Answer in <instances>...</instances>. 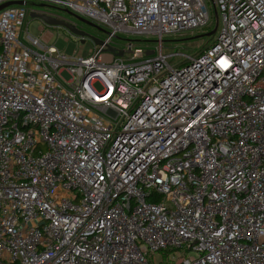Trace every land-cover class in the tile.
I'll return each instance as SVG.
<instances>
[{"label":"built area","instance_id":"2783aa9c","mask_svg":"<svg viewBox=\"0 0 264 264\" xmlns=\"http://www.w3.org/2000/svg\"><path fill=\"white\" fill-rule=\"evenodd\" d=\"M41 1L108 31L69 56L0 10V264H264V0H210L176 66L206 0ZM119 32L156 46L125 62Z\"/></svg>","mask_w":264,"mask_h":264},{"label":"rangeland","instance_id":"374dc122","mask_svg":"<svg viewBox=\"0 0 264 264\" xmlns=\"http://www.w3.org/2000/svg\"><path fill=\"white\" fill-rule=\"evenodd\" d=\"M206 2L212 19L209 26L204 29L182 31L177 35H164V53L170 55L167 58L169 64L176 66L183 63L187 57L196 56L205 46L213 44L216 40L218 31L216 34L211 36L205 35L215 26L213 4L210 0H206ZM42 4H46V6H42ZM26 6L28 11L24 20L22 32L24 33L27 29L31 35L39 36L41 34L40 28L43 27L45 33L48 32L52 34L50 44H54L58 49L64 51L69 56L74 55L76 57H88L94 54L99 44H96L91 37L103 41L107 36L106 32H102L95 27H88L80 24L81 22L75 16L64 12L63 9H65V7L63 5H53L41 0H31ZM43 12L53 14L60 19H65L66 21L70 20L71 22L77 24L78 28L85 31L88 36H85L84 38L76 36L63 26L48 25L40 18L32 16L33 13L37 14ZM101 28L108 31L105 27ZM116 36L117 37L113 39L111 46L106 52L117 54V52L123 51L122 57L125 62L146 59L147 56L144 54L145 51L148 49L153 50L156 46V38L154 36L147 37L145 35L127 34L124 32H119ZM82 39L85 41L82 42ZM129 41H132L134 51L141 50V55L135 59H133L134 54L127 51ZM110 48L114 49V51L110 50ZM95 87L97 89H101L100 84H96Z\"/></svg>","mask_w":264,"mask_h":264},{"label":"water","instance_id":"95a60500","mask_svg":"<svg viewBox=\"0 0 264 264\" xmlns=\"http://www.w3.org/2000/svg\"><path fill=\"white\" fill-rule=\"evenodd\" d=\"M27 4L26 1H23V0H19V1H9V2H6V3H3L2 5H0V10L3 9V8H6V7H9V6H12V5H25ZM42 6H46V4H42ZM66 13L72 15V16H75L79 21L91 26V27H95L97 28L98 30L102 31V32H105V30H103L101 27H99L98 25H95L94 23H92L91 21H88L87 19H84L78 15H75L74 13L68 11V10H65ZM32 16H35V17H38L40 18L44 23L48 24V25H56V26H63L65 27L66 29H68L72 34L76 35V36H80L82 38H84L85 36H88V34L81 30L80 28H78L75 24L73 23H70L68 21H65V19H60L58 18L57 16L53 15V14H49V13H46V12H43V13H37V14H32ZM214 16H215V26L214 28L207 34V36H211V35H214L216 34V31H217V27H218V12L216 9H214ZM94 42L96 44H99L101 45L102 44V41L97 39V38H94V37H91ZM85 40L82 39V42H84ZM110 50L114 51V49L110 48ZM117 54L119 56H122L123 54V51H119L117 52ZM150 54V53H149Z\"/></svg>","mask_w":264,"mask_h":264},{"label":"flooded vegetation","instance_id":"af4514ba","mask_svg":"<svg viewBox=\"0 0 264 264\" xmlns=\"http://www.w3.org/2000/svg\"><path fill=\"white\" fill-rule=\"evenodd\" d=\"M66 21V20H65ZM81 22V21H80ZM80 24H82V25H85V26H88V27H91V26H89V25H87V24H85V23H83V22H81ZM77 27H78V25L77 24H75Z\"/></svg>","mask_w":264,"mask_h":264},{"label":"bare ground","instance_id":"6f19581e","mask_svg":"<svg viewBox=\"0 0 264 264\" xmlns=\"http://www.w3.org/2000/svg\"><path fill=\"white\" fill-rule=\"evenodd\" d=\"M217 33V32H216Z\"/></svg>","mask_w":264,"mask_h":264}]
</instances>
